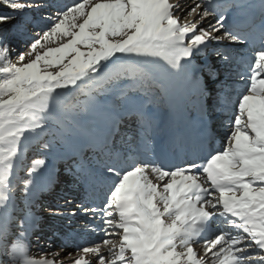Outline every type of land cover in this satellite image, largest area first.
Masks as SVG:
<instances>
[{"label": "snow or ice", "instance_id": "1", "mask_svg": "<svg viewBox=\"0 0 264 264\" xmlns=\"http://www.w3.org/2000/svg\"><path fill=\"white\" fill-rule=\"evenodd\" d=\"M0 264H264V0H0Z\"/></svg>", "mask_w": 264, "mask_h": 264}, {"label": "rangeland", "instance_id": "2", "mask_svg": "<svg viewBox=\"0 0 264 264\" xmlns=\"http://www.w3.org/2000/svg\"><path fill=\"white\" fill-rule=\"evenodd\" d=\"M171 2H175V0H171ZM31 153H29V155H30ZM87 236V235H86ZM93 238V237H92ZM87 239V238H86Z\"/></svg>", "mask_w": 264, "mask_h": 264}, {"label": "bare ground", "instance_id": "3", "mask_svg": "<svg viewBox=\"0 0 264 264\" xmlns=\"http://www.w3.org/2000/svg\"><path fill=\"white\" fill-rule=\"evenodd\" d=\"M87 235V234H86Z\"/></svg>", "mask_w": 264, "mask_h": 264}]
</instances>
